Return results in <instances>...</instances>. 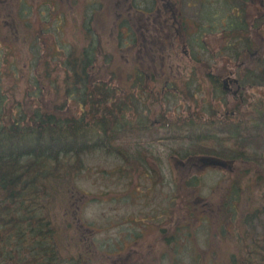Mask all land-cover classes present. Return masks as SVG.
Masks as SVG:
<instances>
[{
    "label": "rangeland",
    "instance_id": "1",
    "mask_svg": "<svg viewBox=\"0 0 264 264\" xmlns=\"http://www.w3.org/2000/svg\"><path fill=\"white\" fill-rule=\"evenodd\" d=\"M115 3L116 0H0V86L4 90L11 89V93L7 90L9 98L22 99L24 96L39 100L49 109L65 105L63 110L72 114L79 112L71 100L64 104L61 62L70 49L80 50L87 45L82 31L83 21L90 15L92 22L89 21V25L96 34V81L118 86L120 92V86H126L131 72L139 73L143 78L146 75L144 69H148L146 67L152 61L156 66L161 61H168L167 65L181 61L179 68L173 67L170 75L179 76L186 89L190 85L186 82L193 73L184 64L187 58L174 44L176 41L171 42L173 37L152 34L151 40L153 43L160 40V46L143 42L141 37H138L141 45H122L117 37V27L123 24L124 29L137 28L138 16L132 17L131 13L118 17ZM116 12L120 13L119 9ZM262 14V38L252 29L255 31L252 36L261 39L260 51H264L263 11ZM154 22L151 20L150 25ZM146 26L148 30L155 28L149 27L148 22ZM212 36L201 37L199 44L207 48L203 53L197 52L200 47L194 41L196 37L182 39L189 52L192 48L199 61L211 62L210 67L212 62L231 61L228 54L214 52L218 49L213 45L219 43V39L214 36L215 41H212ZM163 44L165 47L161 50ZM199 65L201 67L202 63ZM204 66L205 70L210 68ZM204 69L201 68L202 72ZM161 70L167 75L168 69ZM240 72L238 69L237 74ZM148 73L151 74L150 69ZM33 78L41 86V93H37ZM198 78L200 74L193 80L197 82ZM198 87L206 89L207 85L200 83ZM192 88L199 93L195 98L204 104L210 102L208 96L194 90L195 83ZM259 89L263 88H246L243 93L245 105L237 112L242 113L243 122L250 125L254 121L258 124L248 112L261 96ZM149 105L155 112L163 107L155 100H150ZM199 110L204 111L205 106L202 104ZM166 132L157 134L161 136L160 140L142 135L137 141L131 138L118 143L131 169L118 156L95 152L84 158L85 167L81 171L66 178L64 186L54 193V206L49 214L56 229L60 264H224L231 253L241 252L238 239L241 233L231 227L230 214L221 208L223 203L231 202L229 190L237 183L241 189V198L235 203L237 215L255 208L264 213V183L257 180L258 169L264 173V146L249 141L253 144L247 147L248 152L254 145L259 146L257 163L235 161L221 167L213 160L196 155L185 158L184 154L205 146L214 151L223 149L229 157L231 149L236 152L231 141L213 140L199 144L185 137L168 139ZM140 157L149 166L155 162V168L150 167L148 176H144L149 171L142 170ZM222 224L230 228L220 235ZM188 231L193 238L187 235ZM170 236L176 237L166 241Z\"/></svg>",
    "mask_w": 264,
    "mask_h": 264
},
{
    "label": "trees",
    "instance_id": "2",
    "mask_svg": "<svg viewBox=\"0 0 264 264\" xmlns=\"http://www.w3.org/2000/svg\"><path fill=\"white\" fill-rule=\"evenodd\" d=\"M244 42L248 49H253L248 35ZM260 50L262 46L256 53L252 51V58L244 52L228 54L231 61L241 59L245 62L237 75L241 84L263 88L258 91L261 96L256 105L248 112L259 125L255 121L253 125L243 122L240 113L241 120L233 121L230 130L223 132H199L201 129L188 136L187 123L180 132L167 131V138H193L200 144L228 140L236 149V152L231 149L227 157L223 149L214 151L200 146L185 153V158L213 155L224 160L257 163L259 146L254 145L249 152L247 147L253 144L249 141L264 146V51ZM95 58V45L89 43L80 50L70 49L61 62L64 104L71 100L79 110L76 114L63 110L65 105L49 109L39 100L24 96L22 99L9 98L7 90L11 93V89L4 90L0 86V264H60L56 229L49 215L54 206V193L64 186L67 177L72 178L85 167L87 155L102 152L118 156L127 163L118 141L142 134L136 128L128 129V99L121 94L127 93V89L120 86L118 93V86L95 80ZM135 77L142 84L145 74L142 78L135 73ZM33 80L37 93H41V86L35 78ZM178 134L180 136H176ZM257 177L264 183V173L259 169ZM240 194V187L231 185L230 203L239 200ZM236 210L237 207L230 206L227 212L231 227L241 233L238 238L241 252L231 253L224 264H264V213L255 208L237 215ZM226 228L230 227L222 224L219 234H225ZM187 235L194 237L190 231ZM175 237L170 236L166 241Z\"/></svg>",
    "mask_w": 264,
    "mask_h": 264
},
{
    "label": "flooded vegetation",
    "instance_id": "3",
    "mask_svg": "<svg viewBox=\"0 0 264 264\" xmlns=\"http://www.w3.org/2000/svg\"><path fill=\"white\" fill-rule=\"evenodd\" d=\"M115 9L120 11L119 13L115 10V15L118 17L131 13L132 17L138 16L136 20L137 28L133 30L124 29L123 24L117 25V37L122 45L128 44L129 47H135L142 43L138 42V37H141L143 42L150 41L153 43L151 40V38H154L153 35H170L173 37L171 42L176 41L174 44L179 47L180 53L187 58L186 61H183L184 64H187L189 72L193 73V76H189V80L186 82V84H190L186 89H183V82L180 81L179 76L174 73L175 77L170 75L173 72V67L176 70L179 68L181 61H175L176 65H167L168 61H161L158 62L157 66L152 61L146 67L148 69H144L146 75L142 84H139L135 73H130L131 75L127 78L126 83L127 93L121 94L128 99L126 114L129 123L128 129L133 128L134 130L136 128L142 134L137 137L131 135L128 137V141L131 138L137 141L143 137L142 135L147 136L149 139L156 138V140H160L161 136H158V133L161 134L164 130L171 132L177 130L180 132L184 123L188 124V131L203 129L223 132L230 130L234 125L233 121L241 120V115L237 112L245 105L243 93L245 94L247 85L240 83L237 70L244 68L245 62L241 59V61L235 62L229 60L226 62H212L213 66L210 67L211 62L199 61L192 48L189 52L186 47L187 43L182 38L196 37L194 41L200 47V51L197 49V52L203 53L207 51V48L199 44L201 37L214 35L219 39V43L213 45L218 49L214 52H224L226 54L233 51L244 52L248 54L249 58H252V51L253 53L258 51L261 40L256 36H252L253 33L255 34L252 29L256 30L257 35L262 38L260 30L263 23L260 20L263 16L262 11L264 12V0H116ZM88 13L90 14V12ZM91 17L90 15L83 21L84 30L82 34L84 41H87L88 44L94 43L95 48H97L94 42L96 34L89 25V21L92 22ZM161 17L163 20L160 19ZM140 20H142L141 23ZM151 20L155 21L152 25H150ZM147 22L149 27L154 26L155 28L148 30ZM256 23L259 24L256 25ZM90 35L93 36V39H88ZM247 35L250 39V46L253 47L252 50L248 49L244 42ZM214 36L211 37L212 41H215ZM252 42L257 46L254 47L251 44ZM153 44L160 46L161 41H154ZM164 47L163 44L161 50ZM173 50L177 55L175 47ZM201 63L202 66L200 67L199 64ZM220 63H223L222 66L218 65ZM204 65L210 68L205 70ZM218 67H221V69L216 70ZM201 68L204 69V72ZM149 69L151 74L148 73ZM161 69H168L167 75H163L164 70ZM198 74H200L202 82H200V78L197 79V82L193 80V77L195 78ZM194 83V90L201 92V95L208 96L209 103L204 104L199 98H195L199 93L193 91L192 84ZM200 83L207 85V88H199ZM185 90L193 92L184 93ZM204 90H207V92L203 93ZM150 100H155L156 103L160 102L163 107L158 112L153 111V108L149 105ZM202 104L205 106L204 111L199 110ZM154 132L156 136H154ZM156 159L158 160L155 157ZM134 160L131 161L134 162ZM140 161L144 166L142 170L149 171L150 167L155 168V162H152L149 166L143 162L141 157ZM178 161L181 162L179 159ZM225 162L221 165L225 166ZM125 164L129 166L128 163ZM129 168L131 169L132 166H129ZM149 174H151L150 171L144 173V176Z\"/></svg>",
    "mask_w": 264,
    "mask_h": 264
},
{
    "label": "bare ground",
    "instance_id": "4",
    "mask_svg": "<svg viewBox=\"0 0 264 264\" xmlns=\"http://www.w3.org/2000/svg\"><path fill=\"white\" fill-rule=\"evenodd\" d=\"M154 45V44H153ZM146 54V53H145ZM158 110V109H157ZM142 233H144V232H142ZM148 242V241H147ZM220 247V246H219Z\"/></svg>",
    "mask_w": 264,
    "mask_h": 264
}]
</instances>
